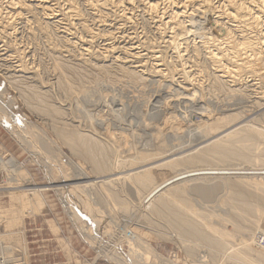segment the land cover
<instances>
[{
  "label": "rangeland",
  "instance_id": "obj_1",
  "mask_svg": "<svg viewBox=\"0 0 264 264\" xmlns=\"http://www.w3.org/2000/svg\"><path fill=\"white\" fill-rule=\"evenodd\" d=\"M6 1L9 4V0H5V1L0 0V4H1L0 5V11H1L0 12V19L4 16L3 17V18H5L4 20H6V21L11 20V22H9V23L12 24L11 25L12 29H9V30L12 33H10V32L8 33L9 30H6L8 28L3 29V23L7 24V22H4V20L2 18V20H0L1 21L0 24H2V25H0L1 26L0 27V35L3 33L0 36V55L1 56L5 55V56L4 57L0 56V114L3 112H5V113H3V115H0V116H2V118H0V160H1L0 161V204L2 206H5V207H7L9 205L8 190H11V188L8 189L6 187L11 182H20V181H21L20 183H22L21 187L23 189H28V188L29 189L30 188L39 189L40 188L41 190H38V193L40 194L41 199L43 201V204L39 207V212H35V213L31 212L33 214H30V211H28L26 213L27 216L24 217V227L23 228L21 226H16L12 229L14 232H17L18 230L24 229L23 230L24 241L21 240V242L18 245L14 244L15 247H13V244H9L10 246L8 245L7 240H9L11 238V236H10V238L7 237L8 239L6 241L4 240V242H2V241L0 242L1 243L0 247L4 248V249L2 248V250H4V253L5 252H6V254L9 253L7 255L11 256V257L9 256L10 262L14 263V264H19V263L20 264H23V263H25V264H114L113 261H111V258L107 257L108 255L105 254L106 255L105 256V255H103L104 253L101 254L98 251V249L104 243H108V244L110 243L109 246L111 245V243L113 244L115 242L120 244L119 245V246H121V248L119 247L121 249L120 250V256L123 259L125 257V260H127L130 258V257H128L129 255L137 257V255H139L138 253L141 250H142L141 251L142 254H143V251H144V253H147V252H145V248L147 247V245L146 246L144 245V243L146 241V243H148V245L150 246L149 248L151 249V251L156 250L155 252H153L154 254L153 253L152 254L149 253V254L150 255L156 254V256H157V254H160L161 256L163 255L162 258H164L165 260L168 259V261L163 260L165 264H167V263L173 264L174 262L176 264H184V263L185 264H187V263L191 264V262H192V264H194V263L205 264L204 262L209 263V264H226L225 263L226 260H223L222 262L217 261L218 259L213 258L211 256L210 250L207 249V247L205 245H196L197 242H195L193 239H189L187 242L191 245L194 244L193 246L196 248V249L194 248V251H196L195 255L197 254L199 256H197V255L195 256L194 252H192V254L195 256V259L192 258L193 255H191V257H188V255L185 254V247H184V245L187 243H185L186 241L185 242L183 241L185 243L184 244L181 242L182 241L181 239L178 240V238H179L177 235L178 233L175 235L176 232H174V231H176V230L174 229L173 226H170L171 222L167 223L169 221H167L166 219L159 218V217L157 218V216L154 215L149 209H147L142 204H140L138 202L139 197H138L137 193H136V195H137L136 196L135 191H129L123 187V186H125L124 181L121 182V180H118L119 183H118V181H114L113 183L108 184V186L110 188L113 187L111 190H113L115 193L117 191L118 194L117 193L116 194L119 195L120 198L124 197L125 199H127L126 201H128V203L130 202V204H127L128 207L125 208V212H124V208L122 211V209H121L122 207L120 204L114 205L115 203L113 204V202L110 200L109 196H107L106 192L104 193L105 190H101V187H99V185H96L97 183H94L95 185L93 184V185L88 186L89 190L91 188L90 191H94V194L92 195V196H94V198L92 196H90L92 194V192H90L89 190L88 191L90 193L88 191H85V196L88 197V198L85 197L88 204L87 203L84 204L88 208L87 209L86 207H84L87 209L86 210L87 211L86 217H79V216L75 217L74 215H76V214H74L73 210L71 209L72 207H70L71 205H70L69 201L66 200L67 198H66L65 193H63V191H61L57 188L56 189H54V188H55V186L57 187V185L58 186H64V185L66 186V185L73 184L75 182L77 183L78 182L76 180L77 174L80 172V170H82L83 172H80L82 174H79L78 177L79 176H81V177L86 176L83 179H86L88 182H93V180L94 181L97 179L100 180L101 176H106L105 174H107V175L112 174L111 172L115 173L117 171L120 174L122 173V175H123V173L125 174V172L128 173L130 171H133L134 169L137 168L135 166H139L140 164L141 165L145 164V166L147 168H149L151 166V169L153 168L152 170L158 171L160 169L158 172L163 171L164 173H166V171H167L166 174L170 173L169 170L170 171L174 170L169 174V176L172 174H176L178 172H184L185 170L188 171V170L196 169V168L197 169L198 168H206V167L234 168L235 165H236L235 168H241V167H244V165L246 163L247 164L245 166L249 165L250 167L252 166L251 168H255L256 170H262L263 169V171H264V164H263L264 161H262L264 159V157L262 158V157L258 156L262 152H263L262 154L264 155V148H262L263 146H260L264 143V141H263L264 138L259 139V141L257 140L258 142L256 141L254 146H253V151L255 150L254 153L256 152L255 154L257 155L256 157H259L257 159H253V160L245 159V160H247V161H245V160H243V158L238 156V157H233V161H231L232 157H231V159L229 158L230 160H228V159L221 160V159H218L216 156H214V157L208 156V158H209L208 160H210L212 162L214 161L213 163L210 161H207V159L204 160V162L197 161L198 163L194 160L197 164L193 161V159H191L192 156L199 154L202 150H204V149H201L200 151L198 150L199 153L195 152V150L198 149L199 146H201V143L205 144L209 139L212 138V136L215 135L216 132L222 131L225 128L232 126V124L235 121H237L239 123L241 122L240 125H243L241 132L245 131L244 129H246V128L253 127V128L264 133V75L259 76V75H255V74L253 75L252 73H246L245 74V71L242 70L240 73L241 74L240 77L237 79L238 81L236 80L235 82L232 83V82H229L228 79H224L226 77H222V76H220V77L223 79H220V77L217 76L220 73L212 70L213 66L207 61L206 58L203 57L204 56V55H202L203 52L201 50H196L197 48L198 49H200V48L195 45V43H194L195 41H193V37L195 40V39H201L204 36H211V38H213L215 35V37L213 39H218V42H219V39L221 41L224 37L222 35H224L223 31H224L225 27L228 26L227 23L225 24V22H223V21H220V20L218 21L216 19V17H214L216 19L215 20L213 18V16L216 13L213 12L214 11L213 9L211 10V9L203 8L204 11L202 10L203 12L201 11L198 14L200 16L199 17L200 19L198 18L197 15H195V16L192 15V18H190L189 22H187L188 24L190 23V26L194 30L193 31L190 29L191 32H189V34H191V35H189V34H184V35L180 34L179 35L178 34L179 36L176 35L174 37V35L172 33L168 32L170 29L168 28V26L166 24H164V23L162 24L161 22L159 23V21L156 22L155 21L156 19L150 18V16H148L147 14H144V12L142 13L143 9H141L142 7L140 6V4H138L137 1H133L131 3L132 5L130 4V6H127V9H129V11L126 9V11L128 12L127 16H129L130 18L132 16V18H131L132 20L131 19L129 21L127 20L128 21L127 22L126 19L124 17L120 16V14L118 15L117 12H114V13H116L118 16L116 14H113V11L112 12L108 11L106 13H110V14H107V16H106V13L104 12L105 13L104 14L105 15V22H108V23H103V24L98 23V25H97L98 21L93 19L91 14L90 13L88 14V11L79 3L80 4V5H78L80 7L78 9L79 13L82 10L81 7L84 8V10L86 11L85 12L82 10V12H81L82 15L80 14V17L82 16L81 18L84 20V22L86 21L85 23H88L86 26L89 25L88 27L90 29L91 28L93 29V30H89L87 28L88 32L85 31L86 32V35H85V32L84 31L82 32V27H80V25H78L77 23L75 24V22H76L75 20L70 19L71 21H74V22L69 23V20H67L68 18L66 16L62 18V16H64L63 15L64 10H63V7H61V6H60L61 8L59 6L57 8H55L56 11L54 12L51 20L49 21L51 23H49V22L45 21V19L43 18V15L38 10L35 9L36 14L40 15L37 18L36 17L37 15L34 12V8L33 9L31 8L30 9L31 11L28 10L29 13L27 11L26 12L27 14L25 12H23L22 18L20 16V19H19V17L13 18L14 12L12 11V13H11L12 9L9 5L6 6V3H7ZM75 3H78V1ZM164 3H166V2H164L162 0L161 5L165 6ZM1 6H3V7L1 8ZM76 6H77V4H76ZM164 6L162 7L161 10L163 12L168 13L171 10L170 9L171 6L168 4L166 6H169V7L165 6L166 8H164ZM59 8L61 10H59ZM138 8H139V10H138ZM9 9H10V11H9ZM7 10H8V12H7ZM131 10H133V11L131 12ZM206 11L208 13H206ZM31 12L36 15V16H34V19H33V15ZM84 12L87 14H85ZM130 12H131V14H130ZM7 13H9L11 15V16L9 15V17L13 16L12 17L13 21H12V18L11 19L7 18V16H8ZM30 13H31V15H30ZM61 13H62V15H60ZM209 14H211V16ZM5 15H7V16H5ZM86 15H89V16H86ZM111 15L112 16L114 15L113 17H115V19ZM146 16H148V17H146ZM208 16H210V17H208ZM26 18L30 19L34 23L39 20V25L37 24L38 22L34 24V23L30 22V20L27 21ZM40 18H42L43 20ZM58 18L60 21H56V20H58ZM144 18H145V20H144ZM18 20H19V22H18ZM23 20L24 21L26 20L25 23H26L28 28L26 27V25H24L25 23ZM63 20H64V22H62ZM148 20H150V22ZM44 21L46 22L45 23L46 25L44 24ZM52 21H53V23H52ZM212 21H214L213 24H212ZM217 21L220 23L217 24L218 23ZM56 22H58V23L56 24ZM59 22H61V23H59ZM89 22H91L93 24H91ZM206 22H208V23H206ZM13 23H14V25H13ZM29 23H30V27L28 26ZM41 23H42V25L40 26ZM72 23H74V24H72ZM43 24H44V26H43ZM108 24L111 25V27L110 26L107 27ZM156 24L158 26H155ZM193 24H194V26H193ZM206 24L208 27L206 26ZM214 24H215V26H214ZM224 24H225V26H223ZM22 25H23V27H22ZM37 25L39 26L41 31H39V28ZM47 25H49V27ZM50 25H52V26H50ZM70 25H72V27L73 26L74 27L72 28V27H70ZM92 25H93V27H92ZM211 25L213 26V29H211L212 28ZM218 25H219V28H217ZM45 26H47V27H45ZM63 26H67V27L65 28ZM42 27L44 30L42 29ZM61 27H63L62 29L65 28V31L67 32V34H66L67 36L62 35L64 33L60 32ZM156 27H159V28H156ZM221 27H222L223 31H222ZM29 28L31 31L29 30ZM74 28H78V30H76ZM79 28H81V31ZM95 28H97L98 30L101 28H103V29L98 31ZM110 28H111V30H110ZM208 28H210V29H208ZM204 29L208 30V31H205ZM215 29H216V31H214ZM217 29H218V31H217ZM1 30H3L2 33H1ZM69 30L71 32H69ZM166 30H167V32H166ZM89 31H91L92 34H93V32L95 34L97 31V33L100 34V35L99 34L97 35V33L95 34L96 37L99 36L98 39L95 37L94 34H93V36H94L93 40L90 39V36H88L90 34ZM110 31H112L113 33ZM219 31H221L222 33ZM53 32L57 33V35ZM58 32H60V33H58ZM72 32L74 33V35H72L73 34ZM76 32H78V33H76ZM81 32H82V34H81ZM196 32L198 34L199 33L202 34L205 32L206 34L204 33L202 35H200V34L198 35V34H196ZM209 32L211 35L209 34ZM216 32H217V34H214ZM87 33H89V34L87 35ZM110 33L112 34L111 35L112 38L109 37ZM232 33L236 35V39L233 41L236 42V40L240 41L242 39V37H240L238 35V33L233 32V31H231V37H232L231 39L235 38V35H233ZM59 34H61V35H59ZM104 34L106 36H108V38ZM32 35H34V36H32ZM81 35L83 36V38L85 37L84 38L85 40L82 41L80 39V38H82ZM182 35H183V37H182ZM192 35H194V36H192ZM76 36H78V38ZM79 36H81V37H79ZM233 36H234V38H233ZM86 37H89L90 42H89L88 38H87L88 40L86 39ZM177 37H179V38H177ZM171 38H173V40ZM73 39L77 42V44L75 41H73ZM94 39L97 41H95ZM169 39L172 41V43L169 42ZM176 39H177V41H174ZM64 40L67 43L64 42ZM78 40L81 42H79ZM69 41L70 42L72 41V43H74L73 46L71 45L72 43H70ZM215 42L217 43V41H215ZM175 43H176V45H175ZM214 44L215 43L213 42V45ZM223 44H225V45H221V44H219L220 46L217 45L218 48H217V46H215L216 44L214 45L215 47L212 45V48L220 49V51L223 50L222 53L224 54L227 52V49L225 50L224 47H227L228 44H226V43H223ZM177 45L178 46L180 45L179 47L181 48V50L179 49V47L176 50ZM74 46H76V47H74ZM173 46L176 48H174ZM106 47H108L107 50H106ZM84 48H86L87 50H85ZM124 49L126 51H123ZM129 49H131V50H129ZM175 50H176V52H174ZM124 52H126V53H124ZM178 53L179 54L181 53V55H179V56H181V58L178 56ZM197 54H199V55H197ZM10 55H11V57H10ZM155 55H156V57L154 58L153 56H155ZM113 57L114 58L116 57V59H113ZM177 58L179 60H177ZM202 58H204V59H202ZM122 59H123V61H122ZM131 59H132V62H130ZM157 59H158V61H157ZM81 60H84V61H81ZM120 60L122 61V63H120ZM116 61H118V62H116ZM134 61H136V62L140 61V62L136 63ZM55 62L56 63L58 62L59 64L64 63L63 66L64 65H66L68 67L70 66V68L72 67V65L75 66V67H72L70 69L72 74L69 73L70 80L67 81L70 88H68L69 87L68 85L63 86L61 84L62 85L61 86L59 84V83H61V81H59V79H61L60 76L62 75V72H61V68L59 70V68L56 67L58 65V63L56 65ZM112 62L118 63V65H120V66L116 65L115 63L113 64ZM124 62L125 63L127 62V63L125 64ZM156 62H159V64ZM13 63H14V66L12 65ZM90 63H91V65H89ZM155 63H156V66H155ZM208 63L211 66H209ZM97 64L98 65L101 64V65L98 66ZM109 64H111V66ZM76 65H77V67H76ZM94 65H95V67H93ZM135 65H137V66H135ZM63 66H62V71H63V68L66 67V66H64V67ZM13 67L14 68L16 67V68L14 69ZM103 67H105V69H107V67H108L109 70L108 71L104 70V72H103V70L101 71L98 69V68L104 69ZM117 67L119 68V70L117 69ZM121 67H124V68H121ZM18 68H21V69H18ZM73 68L75 70H73ZM125 68L130 69V70L132 69V72H134V73L137 72L136 74H138V76L141 75V76H139V77H141L140 78L141 80L139 79V77H138L139 80L136 77L135 79H137V80L134 81L135 80L134 78L130 77L131 78L130 79L127 75H124V76H126L124 78V76L121 75L122 70H124L122 74H125L124 72H128V71L131 72L130 70L125 71L126 70ZM135 68H137V69H135ZM139 68L141 71H143L142 73H141V71L139 72ZM57 69L60 73L57 72ZM77 69H79V70H77ZM97 69H98V71H97ZM120 69H122V70L120 71ZM157 69H159V70H157ZM81 70H82V72H81ZM154 70L156 72H154ZM74 71L75 72L78 71L77 72L78 76L76 73H74ZM114 73H116L117 75ZM209 73H211V74H209ZM213 73L219 78L218 79L215 76L216 79L214 78V80L217 81V79H218L219 85H221V84L224 85L223 87H222V85L220 86L222 88H219L217 82L214 83V80L212 79L214 77L212 75ZM58 74H61V75H58ZM14 75H16V76H14ZM119 75H121V76H119ZM109 77H111V78H109ZM118 77L120 80H118ZM144 77H146V78H144ZM209 77H210V79H209ZM85 80H87V81H85ZM220 80H222V82H224L226 85L224 83H221ZM13 81H16V82H13ZM18 81H19V83H18ZM88 81L90 82V84L88 83ZM67 82H66V84H67ZM236 83H238V84H236ZM212 84L215 87H218V88H216L217 91L215 90L214 86H211ZM227 84H231V85H227ZM232 84H233L234 88L232 87ZM234 84H236L238 86L235 85L236 86L235 87ZM28 85L29 86L31 85L30 87H34V88L37 87L36 88L37 90H39L43 93L44 92L46 93L45 99H46V102L47 101H49V102L46 103L47 105L42 104L41 107H43V110H42V108H41V110H39V108L37 109V107L35 106L36 107V111H35L34 105L36 103L33 102V103H35V104H33L31 102L32 100L29 101L30 99H28L26 97L28 99V101L33 104V106L30 103H29V105H27L28 101H27V99L24 98L25 94L23 96V92H25V90L23 88L30 89V88H28L29 87ZM25 86H28V87H25ZM225 86L227 88H225ZM19 89H20V91H19ZM27 89H26L25 93H27V91L29 92V90H27ZM220 89H221V91L219 92L218 90H220ZM222 89L224 90V92L222 91ZM229 89L231 91H229ZM232 89H235V90H232ZM238 89H241V90H239L240 92L237 91ZM73 90H75V92H73ZM80 90H81V92H80ZM83 90H84V92H83ZM232 91H234V92L232 93ZM236 91L239 94L235 93ZM20 92H22V93H20ZM243 92L246 94H244ZM83 93H86V94L83 95ZM27 95L28 94H26V96ZM87 95H89L90 97ZM88 102H89V104H87ZM257 102H258V104H257ZM37 104H38V102H37ZM49 104H51L52 106L54 105L53 106V107H55L54 112H56V111H59V112H56L57 114L56 113L54 114V112H53L54 109L52 108V106H49ZM30 106L34 107L33 108L34 110ZM44 106L45 107L49 106V108L46 107L47 108L46 109ZM56 106L58 109L56 108ZM59 108H60V110H59ZM93 110H95V111H93ZM236 113L238 116L237 119L233 122H229L228 126H227V123L224 122V123H222L221 127H219V130H216L215 132L214 131L212 132L208 129L209 128L208 125L210 123H214L216 121L217 117L218 118H225V116H227V115L230 116L231 114H236ZM239 114H240V116H239ZM7 115H9V116H7ZM11 116H12V118H11ZM9 118H11V119L9 120ZM7 119L10 122H7L8 121ZM12 120L14 122L13 124H12ZM55 120L59 121L58 124ZM91 122H92V124H91ZM237 122H235V123H237ZM245 123H246V125H245ZM64 124H66V125H64ZM229 124H231V125L229 126ZM56 125H57V127H56ZM225 125H226V127H225ZM244 125H245V127H244ZM53 126H55V128ZM60 127H61V129H62V127H65V128H63L65 130L62 129V131H65V132H67L66 130L69 129V127H70V130L72 128H74L76 130H71V131H75V132L78 131L79 134L81 132V133H83V135H86V134L89 135L90 134L91 136H89V137H92V139H94V137H96L97 139H101L102 140L101 142L104 141L103 143H105V144L102 143V145H104L107 148V150L109 151L110 161L113 160L112 161L114 164L113 168L116 167L117 170L113 169L112 171H109V173L108 172H106V173L105 172H103V173H97L96 172L97 173L96 174L95 171L91 167V165H92V164H90L91 162L87 158L85 159L82 154H80L78 152L76 153L75 149L72 146H69L70 143L68 141H67L68 142L67 143L66 140L64 139V137L62 136V131H61ZM205 127H208V128L205 129ZM206 130H208L209 132L208 131L206 132ZM58 131L61 132V136H60V132L58 134ZM204 133L206 134V136ZM99 141L100 140H96V142H98V143H99ZM261 141H263V142H261ZM237 144H239V143H237ZM164 145H165V147H163ZM197 146H198V148H197ZM255 146L257 149L255 148ZM153 147H155V148H153ZM259 147L262 150H260ZM194 148H195V150H194ZM155 149H158V150L160 149L162 151V152H160L161 154H163V153H166V154H163V155L158 154L159 152H157V150L155 151ZM163 150H164V152H163ZM179 150H181V151L184 150V151L181 152ZM136 151H138V153L140 151H144L146 153L144 154V152H140L138 154ZM149 151L150 152L153 151V152L150 153ZM188 151H190V152H188ZM133 152H135V154H133ZM257 152L259 154H257ZM141 153L144 154V156L150 155V156H148L149 158H147L145 160L146 163L149 161L148 163H150V164H148V163L146 164L145 162L143 163L144 160L139 159L140 158L139 156L142 155ZM156 153H157V155H155ZM173 153H174L175 157H176V155H178L177 156L178 158L177 157L175 158ZM175 153H177V154H175ZM191 153H192V155H191ZM121 154H123V155H121ZM151 154L155 155V156L152 157ZM180 154H181V156H179ZM158 155H160V156H158ZM166 155H168V157ZM169 156H171L172 158L171 157L169 158ZM184 156L187 158H185ZM129 157L133 158L134 162H136V165H135V163H132L133 160H131L132 158L130 159ZM136 157L137 158L139 157V158L136 159ZM161 157H162V159H161ZM165 157H167V158H165ZM173 157L175 159H177L178 161L182 157V159L179 161L180 164L178 163V161H174V163H176V164L178 163V165L180 167L178 165L176 166V164H175V166H174V164H170L171 165L170 167L168 165L163 164L166 162L165 159H167V160H168V158L174 159ZM158 158H160V159H158ZM216 158L218 161L216 160ZM234 158L235 159L238 158L239 161H241V159H242V161H241L242 163L238 162V160L237 159L235 160ZM152 159H155L156 162H154ZM186 159L192 160L196 165L192 161H190L191 163L189 161H186ZM157 160H159V161H157ZM162 160L163 161L165 160V161L163 162ZM151 161L154 163H151ZM223 161H224V163H223ZM227 161H230L231 163L230 162L227 163ZM259 161H260V163H259ZM157 162H159V163H157ZM187 162H189L188 163L189 165H187ZM251 162H253V164H251ZM181 163L183 164V166H181L182 165ZM205 163H207V164H205ZM191 164H192V166H190ZM259 164H262V165H259ZM147 165H149V166H147ZM154 165H157L158 169ZM249 166H247V167H249ZM117 167H119V168H117ZM13 168H14V170H13ZM128 168L129 169L132 168V169H130V171H129V170H127ZM162 168H164V169H162ZM123 169H125V170H123ZM20 170H22L23 172L19 173ZM84 172L86 173V175ZM17 173L22 174L23 176H21V175L19 176V175H17ZM12 176L14 178H16V180L13 179ZM228 176H230V175H228ZM263 176H264V174L262 175V177ZM68 178H71V179H68ZM11 179H13V180H11ZM66 179H68L69 181L67 180V182H66ZM235 179H236V177L234 178L235 183L243 181V179L246 180L243 177H241L240 179H238V177H237V180H235ZM261 179L264 181V177ZM215 180L216 179L212 180L210 183L214 182ZM218 180H220V179H218ZM234 181H232V182H234ZM202 182H204V181H202ZM205 182L207 183V181H205ZM59 183H61V184H59ZM192 183H194V182H192ZM192 183H190V184H192ZM208 183H209V181H208ZM113 184H114V186H113ZM190 184H189V186H190ZM180 185H183V184L180 183L178 185L179 187L176 186V190L178 191V189H179V191H181V192L178 191V193L176 192L177 194L176 193L175 194L176 195L180 194L179 196L182 197L181 195H186V193L184 194V192L181 190L182 188ZM121 187H123V188H121ZM151 187L152 186H150L148 188V190ZM257 187H259V186H257ZM43 188H46V189H43ZM223 188H224V186H223ZM223 188H222V191H220V193L217 195L218 197L224 192ZM238 188L243 189L242 186H239L235 189H238ZM255 188L256 187H254L255 191L258 190L257 188L256 189ZM259 188H261V187H259ZM93 189H95V190H93ZM263 189H262V194H264ZM75 191L76 190H74V192ZM121 191H125V192L123 193ZM86 192H88V193H86ZM97 192L99 195L95 194ZM229 192H232V189H228V191L224 197L227 198L228 195L230 197H232V193H229ZM59 193H61V194H59ZM100 193L103 197L100 195ZM102 193H104V195ZM86 194H88L89 196ZM126 194H127V196H125ZM133 195H134V197H133ZM254 195H257V199H260V202H258L257 204H260L261 202H263V205H262V203L260 204L261 206L258 205L259 208L257 207V211L255 210V211L251 212V214L254 213L255 217L253 216V214H252V216L254 218H256L257 215H259V211H262L264 209V195L262 198L259 197V194H257V193ZM194 196H197V195H194ZM97 197H99V199ZM184 197H186V196H183V198ZM218 197H216L214 202L213 201L208 202V204L215 203V201L217 200ZM230 197H229V199H230ZM89 198H90V200H89ZM92 198L94 201L91 200ZM96 198H97V201H96ZM129 199H131V200H129ZM198 199L202 203H207V202L202 201L200 199V197H198ZM235 200H233V203L234 202L238 203V204H236L237 207H235L234 205L232 207L229 204L228 205L224 204V206H223V204H218L217 206H213V207H211V209L210 208L209 209L212 212H215L216 209H218L216 211V214L217 213L219 215L221 214V216L223 215L222 217H225V215H226L225 218H227L230 214V217L232 216L231 219L235 220L233 213L240 211L241 210L240 207L242 208V206L244 205V202L242 203L241 200H240L241 203H240V201L237 200V202H236ZM67 201H68V207H67V203H66ZM90 201H91V203H90ZM191 201L193 202V203L191 202L192 205L196 203L193 199ZM93 202H94V204H97V206L98 205L100 206V210H98V209L97 210L100 211V213H103L104 216L101 215L98 211L96 212L97 207H96V205H95L96 208L93 207L94 206ZM81 203L83 204L84 202L82 201ZM219 205H220V207H219ZM225 205H227L228 207H225ZM99 206H98V208H99ZM115 206L118 209H116ZM229 206L233 209L229 208ZM89 207H91L93 209H91V208L89 209ZM222 207H225V208L222 209ZM214 208H216V209L214 210ZM220 208H221V210H220ZM237 208H238V210H236ZM126 209H128V210H126ZM69 210H71V211L69 212ZM92 210H93V213L96 212L95 215L97 213L99 215L97 214L96 217H94L92 215L93 214ZM135 210L137 211L135 214L136 216H133V219L131 221H128L129 219H128V215L126 216V213L130 214L129 215V217H130L132 212ZM242 210H244V209H242ZM88 211H90V212H88ZM229 211H231V212H229ZM128 212H131V213H128ZM37 213H39V214H37ZM231 213L233 215H231ZM91 215H92V217H91ZM134 217H136V219ZM218 217L215 218V222H219V220H220V222H222L226 225L231 224V223L229 224V223L223 221L222 219H220V217L219 218ZM230 217H228V218H230ZM253 217H251V218H253ZM91 218H92V220L94 219V221H91L92 222L91 225L94 224L95 227L88 224V223H91L88 221V219L91 220ZM96 218H97V220L100 218L99 219L100 221L98 220V222H100V223L96 222L97 221ZM138 218H141L140 219L141 221L139 220V222H138ZM48 219H52L54 221L53 223L55 225V228H57V230H55V231H53L54 229L52 230V227H50L49 223L46 221ZM133 220L134 221L136 220L135 223ZM236 220L235 221L238 224L236 223L237 225L236 224L230 225V227L231 226L232 227L233 226L239 227L238 225L239 224L241 225L244 222L245 224H243V225L246 227L247 233L245 232L244 235L242 236L243 237L242 243L237 245L238 249H239V256L230 253V254L224 255V259L226 258L229 261V264H236V262L243 263L244 262L243 257H255V258L256 257H263L264 256V245H262L263 243H260L259 239L261 237V240L263 239V241H264V233H263L264 232V224H262V226L260 228H257L256 226L253 227L251 225H248L250 223V222H248V219L245 220V218H244V220H243L241 217H238V218H236ZM238 220H239V222H238ZM165 223H167V224H165ZM2 224L3 223L0 222V233L5 232V231H3L5 229H4V226ZM95 224H97V225H95ZM116 224L119 227L116 226ZM243 225H241L240 229L242 228ZM236 227L234 229L231 228V230L232 231L234 230L237 233H239V231H238L239 228H236ZM122 231L124 233H122ZM145 233H147L148 235L146 236ZM133 234H135V236ZM128 235H129V237L130 236L131 237L128 238ZM172 235L174 236L175 240L172 238L173 237ZM96 236H98V237H96ZM132 236L141 240L140 244L145 246V247L140 246L138 244L139 240L135 242V240H134L135 238H133ZM94 237H95V239L93 241ZM115 237H116V240L114 239ZM86 238H87V240H86ZM97 239H100V241H98ZM113 239L115 240V242H113ZM130 239L133 241L130 242ZM11 240H12V238L9 241H11ZM96 240H97L98 244H96ZM106 240H108V241L105 242ZM109 240H111V241H109ZM192 240L196 244L192 243L193 242ZM91 241H92V243H91ZM23 242H25V245ZM133 242L135 244H137L138 247H137V245L135 246ZM178 242H179V244H178ZM99 243H101V244H99ZM129 243H133V246L135 248L133 249V248L129 247L130 246V245H128ZM20 244L22 246L21 249L19 248ZM182 244H184V245H182ZM5 247L6 248H8V247L12 248L13 247L14 250L19 249V251H15V253H14L13 250H11L10 248L6 249ZM17 247H18V249H16ZM110 247L112 248L113 245H111ZM128 247L133 249V250L128 249ZM24 248H25V250H24ZM111 248H108V249H111ZM8 250H10V252ZM12 251L14 254L12 253ZM127 251H129V252L131 251L129 253V255H127L128 258H126ZM121 252H122V254H121ZM141 252H140V254H141ZM18 253L21 255H19ZM23 253L27 254V256L24 255ZM12 254L17 255V257L13 256ZM149 254H148V256H149ZM202 254L204 256H202ZM205 254L210 256L211 258L208 256L205 257L206 256ZM23 255H24V257L27 258V260L24 257L22 258ZM173 255H174V258L176 257L175 259H177V260L172 258ZM156 256L155 257L152 256V257L156 258V260H157L158 258ZM199 257L202 260L201 259L196 260ZM203 258H205V259H203ZM171 259H173V262ZM192 259H194V260H192ZM213 259H216V260H213ZM20 260H22L23 262ZM201 261H203V263H199ZM244 264H249V263L244 262Z\"/></svg>",
  "mask_w": 264,
  "mask_h": 264
},
{
  "label": "bare ground",
  "instance_id": "obj_2",
  "mask_svg": "<svg viewBox=\"0 0 264 264\" xmlns=\"http://www.w3.org/2000/svg\"><path fill=\"white\" fill-rule=\"evenodd\" d=\"M3 1H5V0H3ZM78 1V3H75V2H77ZM9 0V4H8V2L6 3V6H10L11 7V13H12V11L14 12L13 13V15H14V17L13 18H15V17H19V19H20V16H21V18H22V14H23V12H27L28 10H30L31 8L33 9L34 8V12H35V14H36V11H35V9L36 10H38L42 15H43V18L45 19V21H47V22H49L50 20H51V18H52V15L54 14V12L56 11L55 10V8H57L58 6L60 7H63V10H64V13H63V15L64 16H62V18L63 17H67L66 19L67 20H69V23H71V22H74V21H71V20H75L76 22H75V24L77 23L78 25H80V27H82V32L84 31H86V32H88L87 31V28L89 29V30H93L92 28L90 29L88 26H86L88 23H85L84 22V20L80 17V14L82 15V10L83 11H85L84 10V8L88 11V14L90 13L91 14V16H92V18L93 19H95L96 21H98L97 22V25H98V23H101V24H103V23H108V22H105V13L106 12H112L113 11V14H116V13H114V12H117V14L119 15L120 14V16H122V17H124L125 19H126V21L128 20H130L131 18H132V16L130 15L131 14V12L133 11V10H131V12H130V16H131V18L129 17V16H127L128 14V12L126 11V9H127V6H130V4L133 2V1H137L138 2V4H140V6L142 7L141 9H143V11H142V13L144 12V14H147L148 16H150V18H152V19H156L155 21L157 22V21H159V23L161 22L162 24L164 23V24H166L167 26H168V28L170 29L168 32L169 33H172L173 35H174V37L176 36V35H180V34H189V32H191L190 31V29L191 30H193L192 29V27L190 26V23L188 24L187 22H189V19L190 18H192V15L193 16H195V15H197L198 16V18L200 17L198 14L203 10V8H205V9H213L214 11V13H216L214 16H213V18L214 17H216V19L219 21H223V22H225V24L227 23V27H225V29H224V31H223V29H222V27H221V29H222V31L224 32L223 34L224 35H222V36H224L223 37V39L220 41V39H219V42H218V39H213L214 37H215V35H214V37L213 38H211V36H204L203 38H201V39H195L194 40V37H193V41H195L194 43H195V45L197 46V47H199L200 49H196V50H201L203 53H202V55H204L203 57L204 58H206L207 59V61L213 66V68H212V70H214L215 72H218V73H220L219 75H217V76H222V77H226V78H224V79H228V81L229 82H235L239 77H240V73H241V71L242 70H244L245 71V74L246 73H252L253 75L255 74V75H259V76H261V75H264V0H163L164 2H166L168 5H170L171 7H170V11L167 13V12H163L161 9H162V7L164 6V5H161L162 4V0ZM2 3V2H1ZM5 3V2H4ZM84 7V8H82L81 7V12L79 13V11H78V9L80 8L78 5H80V4ZM166 3H164L165 4V6L167 5ZM76 4H77V6H76ZM1 5V4H0ZM132 5V4H131ZM139 6V7H140ZM164 6V8H166V7H169V6H166L165 7ZM3 6H1V8H2ZM60 7V8H61ZM132 7V6H131ZM9 8V7H8ZM59 8V10H61ZM128 11H129V9H127ZM138 10H139V8H138ZM9 11H10V9H9ZM31 11V10H30ZM33 11V10H32ZM58 11V10H57ZM165 11V10H164ZM204 11V10H203ZM202 11V12H203ZM209 11V10H208ZM1 12V11H0ZM7 12H8V10H7ZM59 12V11H58ZM86 12V11H85ZM84 12V13H85ZM105 12V13H104ZM28 13H29V11H28ZM32 13V12H31ZM31 13H30V15H31ZM39 13V14H40ZM206 13H208L207 11H206ZM211 13V12H210ZM6 14V13H5ZM8 14V16L7 15H5V16H7V18H9V19H11L12 17H9V13H7ZM27 14V13H26ZM35 14H33L32 13V15H33V19H34V16H36ZM57 14V13H56ZM85 14H87V13H85ZM107 14H110V13H106V16H107ZM116 14V15H117ZM140 14V13H139ZM143 14V15H144ZM29 15V14H28ZM60 15H62V13L60 14ZM117 15V16H118ZM141 15V14H140ZM210 16H211V14H209ZM11 16V15H10ZM38 16H40V15H37L36 17L38 18ZM86 16H89V15H86ZM90 16V17H91ZM109 16V15H108ZM112 16V15H111ZM114 16V15H113ZM112 16V17H113ZM145 16V15H144ZM148 16H146V17H148ZM203 16V15H202ZM210 16H208V17H210ZM4 17V16H3ZM2 17V18H3ZM24 17V16H23ZM2 18L0 19V20H2ZM13 18H12V21H13ZM111 18V17H110ZM114 19H115V17H113ZM134 18V17H133ZM149 18V19H150ZM5 18H3V20H4ZM40 19H42V18H40ZM55 19V18H54ZM71 19V20H70ZM85 19V18H84ZM112 19V18H111ZM110 19V20H111ZM123 19V18H122ZM121 19V20H122ZM147 19V18H146ZM200 19V18H199ZM210 19V18H209ZM215 19V18H214ZM215 19V20H216ZM15 20V19H14ZM22 20V19H21ZM20 20V21H21ZM26 20L28 21V20H30V19H27L26 18ZM26 20L24 21V23L26 22ZM43 20V19H42ZM90 20V19H89ZM108 20V19H107ZM119 20V19H118ZM132 20V19H131ZM144 20H145V18H144ZM206 20V19H205ZM212 20V19H211ZM16 21V20H15ZM41 21V20H40ZM44 21V24L46 23ZM56 21H60L59 20V18H58V20H56ZM91 21V20H90ZM125 21V20H124ZM127 21V22H128ZM149 22H150V20H148ZM152 21V20H151ZM154 21V20H153ZM210 21V20H209ZM217 21V22H218ZM1 22V21H0ZM4 22H7V24H5V23H3V29L5 28H8V29H6V30H9V29H12V24L11 23H9V22H11V20L9 21H6V20H4ZM18 22H19V20H18ZM30 22H32V23H34L33 21H31L30 20ZM38 22V23H37ZM37 22H35V23H37L38 25H39V20L37 21ZM62 22H64V20L62 21ZM93 22V21H92ZM216 22V21H215ZM31 23V24H32ZM34 23V24H35ZM49 23H51V22H49ZM52 23H53V21H52ZM58 22H56V24H57ZM59 23H61V22H59ZM89 23H91V22H89ZM95 23V22H94ZM117 23V22H116ZM133 23V22H132ZM206 23H208V22H206ZM214 23V21H212V24ZM220 22H218L217 24H219ZM28 24V23H27ZM44 24H43V26H44ZM55 24V23H54ZM55 24V25H56ZM72 24H74V23H72ZM91 24H93V23H91ZM110 24V23H109ZM108 24V26L107 27H111V25H109ZM119 24V23H118ZM147 24V23H146ZM158 24V23H157ZM155 25V26H158V25ZM205 24V23H204ZM203 24V25H204ZM216 24V23H215ZM215 24H214V26H215ZM225 24L223 25V26H225ZM0 25H2V24H0ZM13 25H14V23H13ZM24 25H26V23L24 24ZM37 25V26H38ZM42 25V23L40 24V26ZM46 25V24H45ZM53 25V24H52ZM52 25H50V26H52ZM65 25V24H64ZM96 25V26H97ZM192 25V24H191ZM202 25V26H203ZM210 25V24H209ZM29 27H30V23H29V25H28ZM48 27H49V25H47ZM47 26H45V27H47ZM101 26V25H100ZM103 26V25H102ZM114 26V25H113ZM120 26V25H119ZM164 26V25H163ZM193 26H194V24H193ZM206 26H207V24H206ZM212 26V25H211ZM1 27V26H0ZM22 27H23V25H22ZM26 27H27V25H26ZM63 27H67V26H63ZM63 27H61V30H60V32H62V33H64V34H62V35H64V36H67L66 34H67V32L65 31V28L64 29H62ZM70 27H72V25H70ZM74 27V26H73ZM72 27V28H73ZM92 27H93V25H92ZM115 27V26H114ZM201 27V26H200ZM208 27V26H207ZM28 28V27H27ZM32 28V27H31ZM38 28H39V26H38ZM60 28V27H59ZM113 28V27H112ZM156 28H159V27H156ZM162 28V27H161ZM160 28V29H161ZM166 28V27H165ZM203 28V27H202ZM211 28V27H210ZM210 28H208V29H210ZM217 28H219V25L217 26ZM224 28V27H223ZM25 29V28H24ZM42 29H43V27H42ZM71 29V28H70ZM74 29H76V30H78V28H74ZM80 29V31H81V28H79ZM95 29H97V28H95ZM101 29H103V28H101ZM101 29H99V30H101ZM206 29V28H205ZM204 29V30H205ZM211 29H213V26H212V28ZM29 30H30V28H29ZM44 30V29H43ZM42 30V31H43ZM57 30V29H56ZM55 30V31H56ZM73 30V29H72ZM98 30V29H97ZM98 30V31H99ZM110 30H111V28H110ZM114 30V29H113ZM165 30V29H164ZM200 30V29H199ZM203 30V31H204ZM220 30V29H219ZM5 31V30H4ZM13 31V30H12ZM31 31V30H30ZM39 31H41L40 30V28H39ZM58 31V30H57ZM106 31V30H105ZM109 31V30H108ZM140 31V30H139ZM194 31V30H193ZM205 31H208V30H205ZM214 31H216V29L214 30ZM217 31H218V29H217ZM231 31H233V32H236V33H238V35L240 36V37H242V39L240 40V41H237L236 40V42L235 41H233V40H235L236 39V35L235 34H233V35H235V38H234V36H233V38L234 39H231L232 37H231ZM3 32V30H1V33ZM12 33L10 30L8 31V33ZM17 32V31H16ZM60 32H58V33H60ZM69 32H71L70 30H69ZM75 32V31H74ZM82 32H81V34H82ZM86 32H85V35H86ZM104 32V31H103ZM110 32H112V31H110ZM163 32V31H162ZM166 32H167V30H166ZM200 32V31H199ZM219 32H221V31H219ZM254 32V33H253ZM5 33V32H4ZM7 33V34H8ZM27 33V32H26ZM35 33V32H34ZM42 33V32H41ZM40 33V34H41ZM53 33H55V32H53ZM73 33V32H72ZM76 33H78V32H76ZM90 33V34H89ZM89 33H87V35L88 36H90V39H92L93 40V38H94V36H93V34H94V32H93V34H92V32L91 31H89ZM96 33H97V31H96ZM95 33V34H96ZM106 33V32H105ZM109 33V32H108ZM113 33V32H112ZM205 33V32H204ZM204 33H202V34H204ZM222 33V32H221ZM3 34V33H2ZM1 34V35H2ZM6 34V33H5ZM50 34V33H49ZM56 35H57V33H55ZM84 34V33H83ZM94 34V35H95ZM99 33H97V35H98ZM168 34V33H167ZM196 34H198L197 32H196ZM200 35H202L201 33H199ZM198 34V35H199ZM206 34V33H205ZM209 34H210V32H209ZM213 34V33H212ZM214 34H217V32L216 33H214ZM0 35V36H1ZM29 35V34H28ZM59 35H61V34H59ZM72 35H74V33L72 34ZM71 35V36H72ZM100 35V34H99ZM102 35V34H101ZM105 35V34H104ZM103 35V36H104ZM110 36L109 37H111V33L109 34ZM165 35V34H164ZM171 35V34H170ZM178 35V36H179ZM183 35H182V37H183ZM189 35H191V34H189ZM211 35V34H210ZM32 36H34V35H32ZM46 36V35H45ZM53 36V35H52ZM82 36V35H81ZM81 36H79V37H81ZM106 36V35H105ZM114 36V35H113ZM141 36V35H140ZM159 36V35H158ZM192 36H194V35H192ZM238 36V37H239ZM73 37V36H72ZM77 38H78V36H76ZM95 37H96V35H95ZM98 37L99 36H97L96 38L98 39ZM107 38H108V36H106ZM170 37V36H169ZM181 37V36H180ZM196 37V36H195ZM217 37V36H216ZM239 37V38H240ZM8 38V37H7ZM10 38V37H9ZM22 38V37H21ZM66 38V37H65ZM64 38V39H65ZM68 38V37H67ZM85 38V37H84ZM83 38V36H82V38H80L82 41L83 40H85ZM89 39V37H86V39ZM103 38V37H102ZM105 38V37H104ZM112 38V37H111ZM177 38H179V37H177ZM200 38V37H199ZM218 38V37H217ZM222 38V37H221ZM62 39V38H61ZM70 39V38H69ZM75 39V38H74ZM73 39V41H75ZM87 39V40H88ZM90 39H89V42H90ZM101 39V38H100ZM172 40H173V38H171ZM183 39V38H182ZM238 39V38H237ZM4 40V39H3ZM56 40V39H55ZM68 40V39H67ZM72 40V39H71ZM86 40V41H87ZM95 40V39H94ZM127 40V39H126ZM137 40V39H136ZM239 40V39H238ZM79 41V40H78ZM95 41H97V40H95ZM133 41V40H132ZM164 41V40H163ZM174 41H177V39L176 40H174ZM215 41H217V43L215 42ZM64 42H66L65 40H64ZM70 42V41H69ZM76 42V41H75ZM79 42H81V41H79ZM94 42V41H93ZM169 42H171L172 43V41L169 39ZM213 42L216 44H214L215 46H220L219 44H221V45H225V44H223V43H226V44H228L227 45V47H224L225 48V50L227 49V52L226 53H222L223 52V50L222 51H220V49H217L218 48V46H217V48H212V45H213ZM26 43V42H25ZM51 43V42H50ZM67 43V42H66ZM70 43H72V41L70 42ZM69 43V44H70ZM174 43V42H173ZM177 43V42H176ZM176 43H175V45H176ZM7 44V43H6ZM64 44V43H63ZM73 44L74 43H72L71 45L73 46ZM76 44H77V42H76ZM83 44V43H82ZM87 44V43H86ZM178 44V43H177ZM9 45V44H8ZM16 45V44H15ZM85 45V44H84ZM120 45V44H119ZM141 45V44H140ZM194 45V46H195ZM213 45V46H214ZM18 46V45H17ZM82 46V45H81ZM117 46V45H116ZM180 46V45H179ZM178 45H177V48L176 47H174V48H176V50L178 49V47H179ZM214 46V47H215ZM10 47V46H9ZM58 47V46H57ZM74 47H76V46H74ZM113 47V46H112ZM123 47V46H122ZM125 47V46H124ZM69 48V47H68ZM72 48V47H71ZM83 48V47H82ZM107 48L108 47H106V50H107ZM187 48V47H186ZM195 48V47H194ZM193 48V49H194ZM85 50H87L86 48H84ZM103 49V48H102ZM126 49V48H125ZM123 50V51H126V50ZM145 49V48H144ZM179 49L181 50V48L179 47ZM5 50V49H4ZM83 50V49H82ZM129 50H131V49H129ZM156 50V49H155ZM166 50V49H165ZM176 50L174 51V52H176ZM183 50V49H182ZM195 50V49H194ZM224 50V51H225ZM56 51V50H55ZM60 51V50H59ZM179 51V50H178ZM110 52V51H109ZM129 52V51H128ZM181 52V51H180ZM16 53V52H15ZM22 53V52H21ZM103 53V52H102ZM124 53H126V52H124ZM200 53V52H199ZM3 54V53H2ZM12 54V53H11ZM95 54V53H94ZM128 54V53H127ZM132 54V53H131ZM79 55V54H78ZM142 55V54H141ZM153 55V54H152ZM151 55V56H152ZM179 55H181V53L179 54L178 53V56ZM197 55H199V54H197ZM1 56V55H0ZM5 55H3V56H1V57H4ZM131 56V55H130ZM177 56V57H178ZM10 57H11V55H10ZM32 57V56H31ZM93 57V56H92ZM124 57V56H123ZM126 57V56H125ZM154 58L156 57V55L155 56H153ZM152 57V58H153ZM180 58H181V56H179ZM178 57V58H179ZM21 58V57H20ZM58 58V57H57ZM97 58V57H96ZM120 58V57H119ZM118 58V59H119ZM176 58V57H175ZM177 58V60H179ZM204 58H202V59H204ZM113 59H116V57L114 58L113 57ZM165 59V58H164ZM198 59V58H197ZM8 60V59H7ZM87 60V59H86ZM89 60V59H88ZM96 60V59H95ZM19 61V60H18ZM81 61H84V60H81ZM80 61V62H81ZM113 61V60H112ZM122 61H123V59H122ZM122 61L120 60V63H122ZM142 61V60H141ZM155 61V60H154ZM157 61H158V59H157ZM204 61V60H203ZM60 62V61H59ZM88 62V61H87ZM96 62V61H95ZM98 62V61H97ZM116 62H118V61H116ZM130 62H132V59H131V61ZM134 62H136V61H134ZM137 62H140V61H137ZM136 62V63H137ZM193 62V61H192ZM191 62V63H192ZM205 62V61H204ZM56 63V62H55ZM58 63V62H57ZM57 63H56V65H57ZM61 63V62H60ZM113 63V62H112ZM115 63V62H114ZM113 63V64H114ZM125 63V62H124ZM127 63V62H126ZM125 63V64H126ZM156 63H158L159 64V62H156ZM156 63H155V66H156ZM190 63V64H191ZM209 63H208V65H209ZM64 64V63H63ZM63 64H59L58 63V65L56 66L57 68H59V70H60V68H61V72H62V75L61 74H58V75H61L60 77H61V79H59V81H61V83H59L60 85L62 84L63 86H67L68 85V82L67 81H69L70 80V76H69V73L70 74H72L71 73V68L72 67H75V66H73L72 65V67L70 68V66L68 67V66H66V65H64V66H66V67H64L63 66ZM79 64V63H78ZM82 64V63H81ZM94 64V63H93ZM92 64V65H93ZM96 64V63H95ZM116 65H118V63H115ZM124 64V65H125ZM154 64V63H153ZM198 64V63H197ZM200 64V63H199ZM13 66H14V63L12 64ZM16 65V64H15ZM22 65V64H21ZM69 65V64H68ZM89 65H91V63L89 64ZM88 65V66H89ZM98 65V64H97ZM101 65V64H100ZM100 65H98V66H100ZM110 66H111V64H109ZM115 65V66H116ZM138 65V64H137ZM137 65H135V66H137ZM201 65V64H200ZM211 65H209V66H211ZM54 66V67H55ZM62 66L64 67L63 68V71H62ZM106 66V65H105ZM108 66V65H107ZM118 66H120V65H118ZM144 66V65H143ZM205 66V65H204ZM207 66V65H206ZM76 67H77V65H76ZM93 67H95V65L93 66ZM131 67V66H130ZM140 67V66H139ZM152 67V66H151ZM14 68V67H13ZM16 68V67H15ZM14 68V69H15ZM22 68V67H21ZM21 68H18V69H21ZM81 68V67H80ZM102 68V67H101ZM104 69H100V68H98L99 70H103V72H104V70L106 71H108L109 69H108V67H107V69H105V67H103ZM116 68V67H115ZM121 68H124V67H121ZM153 68V67H152ZM206 68V67H205ZM28 69V68H27ZM33 69V68H32ZM98 69H97V71H98ZM117 69L119 70V68L117 67ZM126 69V68H125ZM135 69H137V68H135ZM211 69V68H210ZM73 70H75L74 68H73ZM77 70H79V69H77ZM83 70V69H82ZM82 70H81V72H82ZM91 70V69H90ZM122 69H120V71H121ZM127 70H130V69H126L125 71H127ZM157 70H159V69H157ZM94 71V70H93ZM116 71V70H115ZM123 71L124 70H122V73H123ZM131 72H124L125 74H122L121 73V75H127L129 78L130 77H132V78H136L137 77V79H138V77L139 76H141V75H139L138 76V74H136L137 72H132V69L130 70ZM136 71V70H135ZM141 70H140V68H139V72H140ZM199 71V70H198ZM213 71V72H214ZM57 72H59L58 71V69H57ZM78 71H74V73H76L77 74V76H78V73H77ZM80 72V73H81ZM143 71H141V73H142ZM154 72H156L155 70H154ZM158 72V71H157ZM60 73V72H59ZM95 73V72H94ZM93 73V74H94ZM111 73V72H110ZM161 73V72H160ZM207 73V72H206ZM243 73V72H242ZM36 74V73H35ZM83 74V73H82ZM100 74V73H99ZM113 74V73H112ZM114 74H116V73H114ZM155 74V73H154ZM209 74H211V73H209ZM217 74V73H216ZM37 75V74H36ZM117 75V74H116ZM121 75H119V76H121ZM158 75V74H157ZM214 77H213V76ZM211 76L213 77L212 79L214 80V78L216 79V75L213 73ZM243 75V74H242ZM14 76H16V75H14ZM85 76V75H84ZM83 76V77H84ZM89 76V75H88ZM95 76V75H94ZM112 76V75H111ZM216 76V77H215ZM76 77V76H75ZM99 77V76H98ZM113 77V76H112ZM126 76H124V78H125ZM143 77V76H142ZM78 78V77H77ZM87 78V77H86ZM92 78V77H91ZM109 78H111V77H109ZM141 77H139V79H140ZM144 78H146V77H144ZM218 78V77H217ZM17 79V78H16ZM15 79V80H16ZM19 79V78H18ZM58 79V78H57ZM85 79V78H84ZM131 79V78H130ZM129 79V80H130ZM137 79H135L134 81H136ZM138 79V80H139ZM172 79V78H171ZM209 79H210V77H209ZM219 79V78H218ZM218 79H217V81L216 80H214V83L215 82H217L218 83V86H219V88H222L224 85H222V87H220L221 85H219V82H218ZM220 79H223V78H221L220 77ZM13 80V79H12ZM88 80V79H87ZM87 80H85V81H87ZM93 80V79H92ZM97 80V79H96ZM118 80H120L119 79V77H118ZM128 80V79H127ZM141 80V79H140ZM166 80V79H165ZM28 81V80H27ZM143 81V80H142ZM221 81V83H224V82H222V80H220ZM226 81V80H225ZM238 81V80H237ZM240 81V80H239ZM13 82H16V81H13ZM66 82H67V84H66ZM80 82V81H79ZM120 82V81H119ZM118 82V83H119ZM213 82V81H212ZM18 83H19V81H18ZM88 83L90 84V82L88 81ZM92 83V82H91ZM95 83V82H94ZM115 83V82H114ZM216 83V84H217ZM227 83V82H226ZM17 84V83H16ZM22 84V83H21ZM152 84V83H151ZM206 84V83H205ZM225 84V83H224ZM236 84H238V83H236ZM236 84H234V86L236 85ZM61 85V86H62ZM226 85V84H225ZM227 85H231V84H227ZM18 86V85H17ZM29 86V85H28ZM28 86H25V87H28ZM31 86V85H30ZM28 87V88H30V89H27V90H29V92L27 91V93H25L26 92V89L25 88H23L24 90H25V92H23V96H24V94H25V99H30L29 101H31L32 103L33 102H35V103H33V104H35L34 105V107L36 106L37 107V109L39 108V110H41V108H42V110H43V107H41L42 106V104L44 105H47L46 103L47 102H49V101H47L46 102V93L44 92H41V91H39V90H37L36 88L37 87ZM69 86V85H68ZM211 86H214L213 84L211 85ZM236 86H238V85H236ZM235 86V87H236ZM13 87V86H12ZM19 87V86H18ZM88 87V86H87ZM136 87V86H135ZM215 87V86H214ZM231 87V86H230ZM232 87H233V84H232ZM68 88H70V86L68 87ZM216 88H218V87H215V90H216ZM225 88H227L226 86H225ZM229 88V87H228ZM234 88V87H233ZM64 89V88H63ZM62 89V90H63ZM80 89V88H79ZM78 89V90H79ZM83 89V88H82ZM93 89V88H92ZM214 89V88H213ZM236 89V88H235ZM235 89H232V90H235ZM22 90V89H21ZM227 90V89H226ZM239 90H241V89H238L237 91H239ZM19 91H20V89H19ZM178 91V90H177ZM217 91V90H216ZM219 92L221 91V89L220 90H218ZM222 91L224 92V90L222 89ZM229 91H231L230 89H229ZM228 91V92H229ZM237 91L235 92V93H237ZM67 92V91H66ZM73 92H75V90H73ZM72 92V93H73ZM80 92H81V90H80ZM83 92H84V90H83ZM91 92V91H90ZM227 92V93H228ZM234 91H232V93H233ZM240 92V91H239ZM20 93H22V92H20ZM242 93V92H241ZM244 93V92H243ZM26 94H28L27 96H26ZM71 94V93H70ZM82 94V93H81ZM84 94H86V93H83V95ZM88 94V93H87ZM188 94V93H187ZM208 94V93H207ZM237 94H239V93H237ZM244 94H246V93H244ZM77 95V94H76ZM75 95V96H76ZM79 95V94H78ZM224 95V94H223ZM231 95V94H230ZM241 95V94H240ZM29 96V97H28ZM87 96H89V95H87ZM176 96V95H175ZM22 97V96H21ZM27 97V98H26ZM78 97V96H77ZM90 97V96H89ZM227 97V96H226ZM246 97V96H245ZM48 98V97H47ZM157 98V97H156ZM21 99V98H20ZM28 99H27V101H28ZM78 99V98H77ZM87 99V98H86ZM89 99V98H88ZM26 101V102H27ZM27 102L28 104L27 105H29V103L30 102ZM233 101V100H232ZM37 102H38V104H37ZM80 102V101H79ZM78 102V103H79ZM178 102V101H177ZM32 103H30L32 106H33V104ZM96 103V102H95ZM87 104H89V102L87 103ZM92 104V103H91ZM257 104H258V102H257ZM179 105V104H178ZM262 105V104H261ZM32 106H30V107H32ZM49 106H52L51 104H49ZM49 106H46L47 108H49ZM54 106V105H53ZM52 106V108L54 109H52L53 110V112L55 111V107H53ZM85 106V105H84ZM34 107H32V109L34 108ZM36 107L34 108L35 109V111H36ZM45 107V106H44ZM45 107V108H46ZM222 107V106H221ZM46 108V109H47ZM51 108V107H50ZM56 108H57V106H56ZM81 108V107H80ZM91 108V107H90ZM197 108V107H196ZM33 109V110H34ZM58 109V108H57ZM86 109V108H85ZM49 110V109H48ZM59 110H60V108H59ZM89 110V109H88ZM34 111V112H35ZM51 111V110H50ZM93 111H95V110H93ZM238 111V110H237ZM241 111V110H240ZM3 112V111H2ZM38 112V111H37ZM56 112H59V111H56ZM56 112H54V114L56 113ZM239 112V111H238ZM237 112V113H238ZM3 113H5V112H3ZM3 113H1L0 115H3ZM7 113V112H6ZM49 113V112H48ZM237 113L236 114H231L230 116L229 115H227V116H225V118H216V121L214 122V123H210L208 126H209V128L208 127H205V129L206 128H208L210 131H216V130H219V127H221V125H222V123H224V122H226L227 123V126H228V123L229 122H233V121H235L236 119H237ZM41 114V113H40ZM47 114V113H46ZM57 114V113H56ZM60 114V113H59ZM5 115V114H4ZM10 115V114H9ZM9 115H7V116H9ZM93 115V114H92ZM62 116V115H61ZM60 116V117H61ZM94 116V115H93ZM239 116H240V114H239ZM6 117V116H5ZM0 118H2V116H0ZM7 118V117H6ZM5 118V119H6ZM11 118H12V116H11ZM11 118H9V120L11 119ZM54 118V117H53ZM91 118V117H90ZM210 118V117H209ZM4 119V120H5ZM256 119V118H255ZM8 120V119H7ZM6 120V121H7ZM7 121V122H10V121ZM5 121V122H6ZM15 121V120H14ZM53 121V120H52ZM56 121V120H55ZM211 121V120H210ZM6 122V123H7ZM17 122V121H16ZM57 122V124H58V122L59 121H56ZM64 122V121H63ZM212 122V121H211ZM235 122H237V121H235ZM231 123L232 124V126H230L231 124H229V126L230 127H227V128H225L224 130H222V131H218V132H216L215 133V135L214 136H212V138L211 139H209L205 144L204 143H201V146H199V148H198V146H197V148L198 149H196L195 150V148H194V150H195V152H197V153H199L198 152V150L200 151L201 149H204V150H202L199 154H196V155H194V156H192V158L191 159H193V161L195 160L196 162L197 161H202V162H204V160H206L207 159V161H210V160H208L209 158H208V156L209 157H211V156H216L218 159H221V160H226V159H228V160H230L231 159V157H232V159H231V161H233V157H241V158H243V160H245V159H247V160H253V159H257V158H259V157H256L257 155L254 153V151H253V146H254V144H255V142L258 140L259 141V139H261V138H264V133L263 132H261V131H259V130H257V129H255V128H253V127H249V128H246V129H244L245 131H242L241 132V129H242V126L243 125H240V123L239 122H237V123ZM14 122H13V120H12V124H13ZM17 124V123H16ZM91 124H92V122H91ZM248 124V123H247ZM9 125V124H8ZM51 125V124H50ZM64 125H66V124H64ZM68 125V124H67ZM245 125H246V123H245ZM245 125H244V127H245ZM253 125V124H252ZM95 126V125H94ZM12 127V126H11ZM21 127V126H20ZM54 128H55V126H53ZM56 127H57V125H56ZM68 127V126H67ZM225 127H226V125H225ZM248 127V126H247ZM23 128V127H22ZM59 128V127H58ZM57 128V129H58ZM63 128H65V127H62V129ZM258 128V127H257ZM261 128V127H260ZM18 129V128H17ZM21 129V128H20ZM60 129H61V127H60ZM62 129H61V131H62ZM223 129V128H222ZM259 129V128H258ZM263 129V128H262ZM63 130H65V129H63ZM70 127H69V129H67L66 131L67 132H65V131H62V136L64 137V139L66 140V142L68 141L70 144H69V146H72L74 149H75V151H76V153L78 152V153H80V154H82L83 156H84V158L86 159H88L91 163L90 164H92L91 165V167H92V169L95 171V173L97 172V173H103V172H108L109 173V171H112L113 169H116V167L115 168H113L114 167V164H113V160H111L110 161V158H109V151L107 150V148L104 146V145H102V143L104 142H101L102 140L101 139H97L96 137H94V139H92V137H89V136H91L90 134L89 135H87L86 133V135H83V133H81L80 132V134H79V132L77 133V132H75V131H71V130H76V129H74V128H72L70 131ZM144 130V129H143ZM22 131V130H21ZM89 131V130H88ZM185 131V130H184ZM200 131V130H199ZM208 130H206V132H207ZM59 132L60 131H58V134H59ZM168 132V131H167ZM166 132V133H167ZM209 132V131H208ZM25 133V132H24ZM205 134V133H204ZM208 134V133H207ZM203 135V134H202ZM27 136V135H26ZM60 136H61V132H60ZM156 136V135H155ZM163 136V135H162ZM205 136H206V134H205ZM62 137V138H63ZM45 138V137H44ZM160 138V137H159ZM207 139V138H206ZM96 140H100L99 141V143L98 142H96ZM205 140V139H204ZM63 141V140H62ZM166 141V140H165ZM257 141V142H258ZM264 141V140H263ZM263 141H261V142H263ZM67 142V143H68ZM101 143V144H100ZM237 143H239V144H237ZM260 143V142H259ZM103 144H105V143H103ZM110 144V143H109ZM262 144V143H261ZM264 144V143H263ZM260 145V146H263L262 148H264V145ZM172 146V145H171ZM144 147V146H143ZM158 147V146H157ZM163 147H165V145L163 146ZM114 148V147H113ZM134 148V147H133ZM153 148H155V147H153ZM173 148V147H172ZM255 148H256V146H255ZM73 149V150H74ZM135 149V148H134ZM164 149V148H163ZM257 149V148H256ZM259 149H260V147H259ZM144 150V149H143ZM149 150V149H148ZM152 150V149H151ZM154 150V149H153ZM157 150V152H159L158 154H161L160 152H162L160 149L158 150V149H155V151ZM192 150V149H191ZM260 150H262V149H260ZM259 150V151H260ZM139 151V150H138ZM138 151H136L137 153H138ZM179 151H181V150H179ZM178 151V152H179ZM184 151V150H183ZM183 151H181V152H183ZM59 152V151H58ZM140 152H144V151H140ZM139 152V153H140ZM150 152V151H149ZM153 152V151H152ZM152 152H150V153H152ZM163 152H164V150H163ZM187 152V151H186ZM188 152H190V151H188ZM194 152V151H193ZM130 153V152H129ZM138 153V154H139ZM146 152H144V154H145ZM155 153V152H154ZM263 153V152H262ZM262 153H258L257 152V154H259L258 156H260V157H264V155L262 154ZM132 154V153H131ZM133 154H135V152H133ZM132 154V155H133ZM142 154V153H141ZM140 154V155H141ZM144 154H142L141 156H139L138 158L140 159V160H144L143 161V163L145 162L146 163V159L147 158H149L148 156H150V155H145L144 156ZM163 154H166V153H163ZM163 154H161V155H163ZM175 154H177V153H175ZM262 154V155H261ZM121 155H123V154H121ZM155 155H157V153L155 154ZM155 155H152L151 154V156L152 157H154ZM171 155V154H170ZM173 155H174V153H173ZM184 155V154H183ZM191 155H192V153H191ZM62 156V155H61ZM158 156H160V155H158ZM165 156V155H164ZM167 157H168V155H166ZM178 155H176V157H177ZM179 156H181V154L179 155ZM117 157V156H116ZM167 157H165V158H167ZM171 156H169V158H170ZM174 157H175V155H174ZM173 157V158H174ZM175 157V158H176ZM185 157V156H184ZM130 159L132 158V157H129ZM137 157H136V159H138ZM168 158V160L167 159H165L166 160V162L165 163H163L164 165H168L169 167L171 166L170 164H174V166H175V164L176 163H174V161H178L177 159H169ZM172 158V157H171ZM178 158V157H177ZM180 158V157H179ZM185 158H187V157H185ZM217 158H216V160H217ZM230 158V159H229ZM261 158V159H262ZM128 159V158H127ZM158 159H160V158H158ZM161 159H162V157H161ZM182 159V157L180 158V160ZM235 159V158H234ZM237 160H238V158H236ZM235 159V160H236ZM131 160H133V158L131 159ZM149 160V159H148ZM154 162H156L155 161V159H152ZM164 160V161H165ZM179 160V161H180ZM185 160V159H184ZM215 160V161H216ZM247 160H245V161H247ZM1 161V160H0ZM123 161V160H122ZM127 161V160H126ZM136 161V160H135ZM157 161H159V160H157ZM163 161V160H162ZM163 161V162H164ZM179 161H178V163H179ZM186 161H192V160H190V159H186ZM192 161V162H193ZM194 161V162H195ZM218 161V160H217ZM241 161H242V159H241ZM241 161H239L238 160V162H241ZM258 161V160H257ZM262 161H264V159L262 160ZM261 161V162H262ZM6 162V161H5ZM138 162V161H137ZM149 162V161H148ZM147 162V163H148ZM154 162H152L151 161V163H154ZM182 162V161H181ZM189 162H187V165H189L188 163ZM193 162V163H194ZM195 162V163H196ZM210 162H212V161H210ZM214 162V161H213ZM212 162V163H213ZM228 162H230V161H227V163ZM235 162V161H234ZM237 162V161H236ZM254 162V161H253ZM253 162H251V164H253ZM256 162V161H255ZM2 163V162H1ZM132 163H135V165H136V162H134V160H133V162ZM140 163V162H139ZM146 163V164H147ZM157 163H159V162H157ZM161 163V162H160ZM178 163L176 164V166L178 165ZM184 163V162H183ZM191 163V162H190ZM194 163V164H195ZM198 163V162H197ZM196 163V164H197ZM200 163V162H199ZM223 163H224V161H223ZM231 163V162H230ZM242 163V162H241ZM246 163V162H245ZM259 163H260V161H259ZM138 164V163H137ZM148 164H150V163H148ZM156 164V163H155ZM180 164V163H179ZM182 164V163H181ZM186 164V163H185ZM193 164V165H194ZM195 164V165H196ZM205 164H207V163H205ZM222 164V163H221ZM244 164V163H243ZM247 164V163H246ZM245 164V165H246ZM250 164V165H251ZM264 164V163H263ZM78 165V164H77ZM158 165V164H157ZM157 165H154L156 168L158 167ZM211 165V164H210ZM244 165V167H241V168H235V166H234V168H227V167H206V168H196V169H191V170H188V171H184V172H178V173H176V174H172V175H170L169 176V174L172 172V171H174V170H172V171H170L169 170V174H166L167 173V171H166V173H164L163 171H160V172H158V171H156V170H152L151 169V166L149 167V168H147L146 166H145V164L143 165H139V166H135V167H137L136 169H134L133 171H130V169H132V168H128L127 170H129L130 172H128V173H126L125 171V174L123 173V175H122V173L120 174L119 172H111L112 174H109V175H107V174H105L106 176H101V179L100 180H93V182H88L86 179H83V178H85V177H81V176H79L78 177V175L79 174H82V173H80V172H83L82 170H80V172L77 174V183L75 182V183H73V184H70V185H64V186H58L57 184V187L55 186V188L54 189H59V190H61V191H63V193H65V195H66V200H68L69 201V203H70V207H72L71 209L73 210V212H74V214H76V215H74L75 217H86L87 216V206L86 205H84V204H88V202H87V200L85 199V191H88L89 189H88V186H90V185H93L94 183H97L96 185H99V187H101V190H105L104 191V193L106 192V194H107V196H109V198H110V200L113 202V204L114 205H116V204H120L121 205V209H122V211H123V208H124V212H125V208H127L128 207V205L127 204H130V202L128 203V201H126L127 199H125L124 197H122V198H120V196L119 195H117L118 194V192L116 191V193L113 191V190H111L112 188H110L109 186H108V184H111V183H113L114 181H118V180H121V182L122 181H124L125 182V186H123L126 190H129V191H135V195H136V193H137V195H138V202L140 203V204H142L144 207H146L147 209H149L154 215H156L157 216V218L159 217V218H164V219H166L167 221H169V222H167V223H170L171 222V225L170 226H173L174 227V229L176 230V231H174V232H176L175 233V235L177 234L178 235V240H182L181 242L182 243H184L185 241V243H187V244H182V245H184V247H185V254H187L188 255V257H191V255H193L192 254V252H194V255H195V252L196 251H194V244H189L187 241L189 240V239H193L195 242H197V244L193 241L192 243H195L196 245H205L206 247H207V249H209L210 250V253H211V256L213 257V258H216V259H218L217 261H223V260H226L225 261V263L226 264H229V261L225 258L224 259V255H226V254H234V255H237V256H239V249H238V244H240V243H242V239H243V235H244V233L246 232L247 233V231H246V227L243 225V224H245L243 221V223L241 224V225H243L242 226V228L240 229V227H241V225L239 224L238 226L239 227H236V228H239V233H237L236 231H232L231 230V228H235L234 226L232 227H230V225H235L237 222V220H236V218H238V217H241L243 220H244V218H245V220H247L248 219V222H250L248 225H251V226H256L257 228H260L261 226H262V224H264V209L262 210V211H259V215H257V217L256 218H254L255 216H254V213H252L253 214V216H252V214H251V212L252 211H257V207H258V205H260L261 203H262V205H263V202H261L260 204H257L258 202H260V199H257V195H254V194H259V197H263V195L264 194H262V189L264 188V181L261 179V178H263L262 177V175L264 174V171H263V169L262 170H256L255 168H251L249 165H247V166H249V167H247V166H245ZM259 165H262V164H259ZM128 166V165H127ZM147 166H149V165H147ZM179 166V165H178ZM181 166H183V164L181 165ZM190 166H192V164L190 165ZM146 167V168H145ZM167 167V166H166ZM180 167V166H179ZM238 167V166H237ZM83 168V167H82ZM117 168H119V167H117ZM165 168V167H164ZM164 168H162V169H164ZM263 168V167H262ZM80 169V168H79ZM155 169V168H154ZM158 169V168H157ZM169 169V168H168ZM13 170H14V168H13ZM117 170V169H116ZM123 170H125V169H123ZM184 170V169H183ZM182 170V171H183ZM76 171V170H75ZM115 171V170H114ZM17 172V171H16ZM23 171L22 170H20V172L19 173H22ZM77 172V171H76ZM85 173V172H84ZM96 173V174H97ZM16 174V173H15ZM24 174V173H23ZM26 174V173H25ZM65 174V173H64ZM17 175H21V176H23L22 174H18L17 173ZM60 175V174H59ZM62 175V174H61ZM85 175H86V173H85ZM168 175V176H167ZM206 175V176H205ZM209 175V176H208ZM228 175H230V176H228ZM16 176V175H15ZM208 176V177H207ZM13 177V176H12ZM11 177V178H12ZM53 177V176H52ZM59 177V176H58ZM73 177V176H72ZM236 177V179L235 180H237V177H238V179H240L241 177H243V178H245L246 180H244L243 179V181H240V182H238V183H235V181H234V178ZM18 178V177H17ZM94 178V177H93ZM92 178V179H93ZM96 178V177H95ZM10 179V178H9ZM13 179H15L16 180V178H14L13 177ZM13 179H11V180H13ZM19 179V178H18ZM58 179V178H57ZM64 179V178H63ZM68 179H71V178H68ZM68 179H66V182H67V180ZM88 179V178H87ZM214 179H216V180H218V179H220L221 181H222V183H223V186H224V188H223V190H224V192L217 198V200L215 201V203H211V204H208V202L207 203H202L199 199H198V197L197 196H194L193 194H191L190 193V186H189V184L190 183H192V182H198V181H207V183H208V181H209V183L212 181V180H214ZM233 179V180H232ZM20 180V179H19ZM91 180V179H90ZM215 180V181H216ZM62 181V180H61ZM69 181V180H68ZM71 181V180H70ZM97 181V182H96ZM232 181H234V182H232ZM21 182V181H20ZM20 182H11L6 188H11V190H8V197H9V205L7 206V207H5V206H2L1 204H0V222H2L3 224V226H4V229L5 230H3V231H5L4 233H0V242L2 241V242H4V240L6 241L8 238L7 237H9L10 238V236H11V238H12V240L11 241H9V240H7V242H8V245L9 244H13V247H15V245L14 244H16V245H18L20 242H21V240L22 241H24V235H23V230L24 229H21V230H18L17 232H14L12 229L14 228V227H16V226H21L22 228L24 227V217L25 216H27L26 215V213L28 212V211H30V214H33V213H31V212H39V207L43 204V201H42V199H41V196H40V194L38 193V190H41L40 188L39 189H36V188H28V189H23L21 186V184L22 183H20ZM63 182V181H62ZM74 182V181H73ZM118 183H119V181H118ZM117 183V184H118ZM183 184V185H180L181 186V190L184 192V194L186 193V195H181L182 197H180L179 195H176L177 193H178V191H179V189H178V191L176 190V186H178L179 184ZM206 183V182H205ZM59 184H61V183H59ZM95 185V184H94ZM53 186V185H52ZM111 186V185H110ZM113 186H114V184H113ZM118 186V185H117ZM121 186V185H120ZM150 186H152L149 190H148V188L150 187ZM239 186H242L243 187V189H235V188H237V187H239ZM257 186H259V187H261V188H259V187H257ZM92 187V186H91ZM123 187H121V188H123ZM179 187V186H178ZM254 187H256L258 190H254ZM38 188V187H37ZM255 188V189H256ZM43 189H46V188H43ZM228 189H232V192H229V193H232V197H230L228 194V197L226 198V197H224L225 195H226V193H227V191H228ZM58 190V191H59ZM74 190H76L75 192H74ZM90 190H91V188H90ZM89 190V191H90ZM93 190H95V189H93ZM98 190V189H97ZM122 190V189H121ZM148 190V191H147ZM264 190V189H263ZM60 191V192H61ZM88 191V192H89ZM147 191V192H146ZM231 191V190H230ZM88 192H86V193H88ZM90 192H92V194L90 195V196H92L93 194H94V191H90ZM89 192V193H90ZM96 192V191H95ZM102 192V191H101ZM121 192H125V191H121ZM177 192V193H176ZM179 192H181V191H179ZM182 192V193H183ZM203 192H205V193H207V191L206 190H204ZM62 193V192H61ZM61 193H59V194H61ZM104 193H102L103 195H104ZM144 193V194H143ZM176 193V194H175ZM95 194H98V192L97 193H95ZM105 194V195H106ZM63 195V194H62ZM86 195H88V194H86ZM99 195V194H98ZM100 195H101V193H100ZM121 195V194H120ZM136 195V196H137ZM89 196V195H88ZM102 196V195H101ZM125 196H127V194L125 195ZM135 196V197H136ZM141 196V197H140ZM183 196H186V197H184L183 198ZM254 198H253V197ZM93 198H94V196H92ZM96 197V196H95ZM103 197V196H102ZM133 197H134V195H133ZM229 197H230V199H229ZM256 197V198H255ZM86 198H88V197H86ZM93 198L91 199L92 201H94L93 200ZM98 199H99V197H97ZM97 198H96V201H97ZM124 198V199H123ZM194 200L196 203L195 204H191V200ZM216 199V198H215ZM214 199V200H215ZM236 199V200H235ZM65 200V201H66ZM81 200V201H80ZM89 200H90V198H89ZM129 200H131V199H129ZM135 200V199H134ZM233 200H235L236 202H237V200L238 201H242V203L244 202V205L242 206V208L240 207V211H238V212H235V213H231V215H233L234 216V218H235V220L234 219H231L232 218V216L230 217V214H229V216L228 217H230V218H225L226 217V215H225V217H222L221 216V214L219 215L218 213L216 214V211L218 210V209H216V208H214V210L216 209V211L215 212H212L210 209H211V207H213V206H217L218 204H223V206H224V204H229L230 206H232L233 207V205L235 206V207H237V205L236 204H238V203H233ZM68 201L66 202L67 203V207H68ZM84 202L83 204L81 203V202ZM241 201H240V203H241ZM214 202V201H213ZM65 203V204H66ZM90 203H91V201H90ZM193 203V202H192ZM60 204V203H59ZM92 205V204H91ZM93 207H95V205H96V212L98 211V210H100V206H99V208H98V206H97V204H94V202H93ZM227 205H225V207H228ZM89 206V205H88ZM130 206V205H129ZM229 206V208H231ZM261 206V205H260ZM69 207V208H70ZM84 207H86V208H84ZM119 207V206H118ZM219 207H220V205H219ZM225 207H222V209L223 208H225ZM244 207V208H243ZM91 207H89V209H90ZM115 208H116V206H115ZM210 208V209H209ZM218 208V207H217ZM228 208V209H229ZM259 208V207H258ZM91 209H93V208H91ZM98 209V210H97ZM116 209H118V208H116ZM210 211H209V210ZM231 209H233V208H231ZM242 209H244V210H242ZM261 209V208H260ZM126 210H128V209H126ZM134 210V209H133ZM209 212H208V211ZM213 210V211H214ZM220 210H221V208H220ZM219 210V211H220ZM236 210H238V208L236 209ZM71 210H69V212H70ZM95 211V210H94ZM121 211V212H122ZM223 211V210H222ZM88 212H90V211H88ZM96 212H94L93 213V210H92V215L94 216V217H96V215L98 214H96L95 215V213ZM99 213H100V211H98ZM136 210L135 211H133L132 212V214H131V216L129 217V215L130 214H127L126 213V216L128 215V221H131L132 219H133V216H136L135 214H136ZM227 212V211H226ZM229 212H231V211H229ZM228 212V213H229ZM66 213V212H65ZM72 213V212H71ZM128 213H131V212H128ZM37 214H39V213H37ZM42 214V213H41ZM101 215H103V213H100ZM92 215H91V217H92ZM99 215V214H98ZM138 215V214H137ZM73 216V215H72ZM104 216V215H103ZM220 217V219H222L223 221H225V222H227V223H231L230 225H226V224H224V223H222V222H220V220H219V222H215V218L216 217ZM253 217V218H251V217ZM71 217V216H70ZM89 217V216H88ZM218 217V218H219ZM90 218V217H89ZM135 219H136V217H134ZM78 219V218H77ZM76 219V220H77ZM85 219V218H84ZM100 219V218H99ZM98 219V220H99ZM141 218H138V222H139V220H140ZM96 220H97V218H96ZM95 220V221H96ZM98 220L96 221L97 223H100V222H98ZM218 220V219H217ZM216 220V221H217ZM48 223H49V225H50V227H52V230L53 231H55V230H57V228H55V225H54V221L52 220V219H48V220H46ZM79 221V220H78ZM88 221L89 222H91V221H94V219L92 220V218H91V220L90 219H88ZM100 221V220H99ZM134 221V220H133ZM132 221V222H133ZM136 221V220H135ZM135 221H134V223H135ZM141 221V220H140ZM163 222V221H162ZM161 222V223H162ZM238 222H239V220H238ZM95 223V222H94ZM160 223V222H159ZM167 223H165V224H167ZM88 224H92V222L91 223H88ZM138 224V223H137ZM238 224V223H237ZM236 224V225H237ZM89 225V226H90ZM95 225H97V224H95ZM91 226H94V224L93 225H91ZM116 226H118L117 224H116ZM169 226V225H168ZM95 227V226H94ZM119 227V226H118ZM172 227V228H173ZM85 229V228H84ZM90 229V228H89ZM93 229V228H92ZM126 229V228H125ZM263 230V229H262ZM92 231V230H91ZM126 231V230H125ZM85 232V231H84ZM90 232V231H89ZM95 232V231H94ZM129 232V231H128ZM122 233H124L123 231H122ZM131 233V232H130ZM264 233V232H263ZM126 234V233H125ZM124 234V235H125ZM132 234V233H131ZM90 235V234H89ZM134 236H135V234H133ZM145 235L147 236L148 234L147 233H145ZM174 235V234H173ZM172 235V236H173ZM117 236V235H116ZM96 237H98V236H96ZM118 237V236H117ZM131 237V236H130ZM129 237V235H128V238H130ZM133 237V236H132ZM176 237V236H175ZM6 238V239H5ZM110 238V237H109ZM133 238H135V237H133ZM174 240H175V238H174V236L172 237ZM85 239V238H84ZM94 239H95V237L93 238V241H94ZM115 240H116V237L114 238ZM113 239V242H115V240ZM132 239V238H131ZM130 239V242H132L133 240H131ZM137 239V240H136ZM172 239V240H173ZM86 240H87V238H86ZM98 241H100V239H97ZM97 240H96V244H98L97 243ZM102 240V239H101ZM121 240V239H120ZM135 240V242L136 241H138L139 239L138 238H135L134 239ZM108 240H106L105 242H107ZM109 241H111V240H109ZM129 241V240H128ZM184 241V242H183ZM88 242V241H87ZM102 242V241H101ZM118 242V241H117ZM120 242V241H119ZM24 243V245H25V242H23ZM91 243H92V241H91ZM103 243V242H102ZM128 243V242H127ZM134 243V242H133ZM133 243H129L128 245H130L129 247H131V248H135L134 246H133ZM141 243V240H139V242H138V244L140 245V246H143V245H141L140 244ZM144 243V242H143ZM142 243V244H143ZM145 243H146V241H145ZM144 243V245L146 246L147 245V249L145 248V252H147V253H144V251H143V254H142V250L140 251L141 252V254H140V252L138 253L139 255H137V257H134V256H130L129 255V253L131 252H129V251H127V253H126V258H128V257H130L129 259H127V260H125V257H124V259L120 256V248H121V246H119L120 244H118V243H111V245H113V247L111 248L110 246H109V244L108 243H104L99 249H98V251H99V253H104L103 255H108L107 257H109V258H111V261H113V263L114 264H163L164 263V261L163 260H165L164 258H162V256L160 255V254H157V256H156V254L155 255H150V254H152L153 252H155L154 250L153 251H151V249L149 248L150 246L148 245V243H146L145 244ZM22 244V243H21ZM21 244L19 245L20 247V249H21ZM95 244V245H96ZM99 244H101V243H99ZM178 244H179V242H178ZM23 245V246H24ZM134 245L136 246L137 244H135L134 243ZM262 245H264V244H262ZM0 246H1V243H0ZM10 246V245H9ZM94 246V245H93ZM92 246V247H93ZM109 246V247H108ZM133 246V247H132ZM145 246H143V247H145ZM10 248V247H8V248H6V249H11V250H13L14 251V253H15V251H19V249H18V247L16 248V249H18V250H14V248ZM25 247V246H24ZM95 247V246H94ZM120 247V248H119ZM128 247V249H130V250H133V249H131V248H129ZM137 247H138V245H137ZM136 247V248H137ZM142 247V248H143ZM183 247V248H184ZM197 247V246H196ZM2 248L3 247H0V250H1V252H3L4 253V250H2ZM26 248V247H25ZM25 248H24V250H25ZM108 248H111V249H108ZM114 248V249H113ZM152 248V247H151ZM4 249V248H3ZM196 249V248H195ZM144 250V249H143ZM147 250V251H146ZM7 251V250H6ZM9 252H10V250H8ZM13 251H12V253H13ZM184 251V250H183ZM23 252V251H22ZM13 253V254H14ZM25 253V252H24ZM23 253V254H24ZM98 253V252H97ZM133 253V252H132ZM131 253V254H132ZM150 253V254H149ZM157 253V252H156ZM5 255H7V254H9V253H7L6 254V252L4 253ZM12 254V255H13ZM17 254V253H16ZM19 254V253H18ZM121 254H122V252H121ZM134 254V253H133ZM148 254H149V256H148ZM154 254V253H153ZM19 255H21V254H19ZM18 255V256H19ZM24 255H26L27 256V254H24ZM24 255L22 256V258L24 257ZM105 255V256H106ZM127 255H129L128 257H127ZM147 255V256H146ZM192 256V258H194L195 259V256L197 255H195V256ZM206 255V254H205ZM8 257L10 256V255H7ZM13 256H15V257H17V255H13ZM123 256V255H122ZM125 256V255H124ZM152 256H156L158 259L156 260V258H153ZM197 256H199V255H197ZM202 256H204L203 254H202ZM208 255H206L205 257H207ZM11 257V256H10ZM21 257V256H20ZM201 257V256H200ZM198 258V259H196V260H200L201 258ZM208 257H210V256H208ZM13 258V257H12ZM24 258H26V257H24ZM171 258V257H170ZM172 258H174V255H173V257ZM176 258V257H175ZM174 258V259H175ZM211 258V257H210ZM186 259V258H185ZM194 259H192V260H194ZM203 259H205V258H203ZM207 259V258H206ZM209 259V258H208ZM216 259H213V260H216ZM19 260V259H18ZM24 260V259H23ZM26 260H27V258H26ZM159 260V261H158ZM162 260V261H161ZM167 261H168V259H166ZM165 260V261H166ZM172 260V262H173V259H171ZM170 260V261H171ZM175 260H177V259H175ZM202 260V259H201ZM20 261H22V260H20ZM110 261V260H109ZM152 261V262H151ZM169 261V262H170ZM179 261V260H178ZM185 261V260H184ZM204 261V260H203ZM203 261H201V262H199V263H203ZM206 261V260H205ZM243 261L244 262H247V263H249V264H264V256L263 257H243ZM13 262V261H12ZM23 262V261H22ZM25 262V261H24ZM28 262V261H27ZM26 262V263H27ZM187 262V261H186ZM198 262V261H197ZM216 262V261H215ZM244 262L243 263H238V262H236V264H244ZM167 263V262H166ZM175 263V262H174ZM173 263V264H174ZM182 263V262H181ZM205 264H209V263H206V262H204ZM220 263V262H219ZM0 264H4V262L3 263H1L0 262ZM14 264V263H13ZM20 264V263H19ZM23 264H25V263H23ZM165 264V263H164ZM167 264H169V263H167ZM176 264V263H175ZM185 264V263H184ZM188 264V263H187ZM191 264H192V262H191ZM194 264H196V263H194Z\"/></svg>",
  "mask_w": 264,
  "mask_h": 264
},
{
  "label": "water",
  "instance_id": "obj_3",
  "mask_svg": "<svg viewBox=\"0 0 264 264\" xmlns=\"http://www.w3.org/2000/svg\"><path fill=\"white\" fill-rule=\"evenodd\" d=\"M222 188L223 183L220 180L212 183L198 181L190 184V192L200 197V199L204 202L214 201L220 191H222ZM204 190H206L207 193L203 192Z\"/></svg>",
  "mask_w": 264,
  "mask_h": 264
},
{
  "label": "built area",
  "instance_id": "obj_4",
  "mask_svg": "<svg viewBox=\"0 0 264 264\" xmlns=\"http://www.w3.org/2000/svg\"><path fill=\"white\" fill-rule=\"evenodd\" d=\"M259 241H260V243H263V244H264V241H263V239L261 240V237H260ZM9 259H10V257H8L7 255H5V254H4L3 252H1V250H0V262H1V263L4 262V264H13V263L10 262Z\"/></svg>",
  "mask_w": 264,
  "mask_h": 264
}]
</instances>
